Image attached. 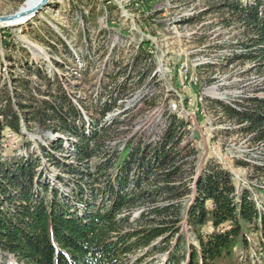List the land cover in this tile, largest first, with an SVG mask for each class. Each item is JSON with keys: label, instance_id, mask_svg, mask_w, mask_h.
<instances>
[{"label": "rangeland", "instance_id": "1", "mask_svg": "<svg viewBox=\"0 0 264 264\" xmlns=\"http://www.w3.org/2000/svg\"><path fill=\"white\" fill-rule=\"evenodd\" d=\"M24 1L0 0V16L18 11ZM223 1L50 0L24 24H0V85L6 82L11 91L21 82L34 91L63 87L80 111L74 120L84 122L87 133L100 119L96 110L112 103L101 125L119 117L118 133L107 142L119 149L133 134L158 140L169 115L177 113L187 122L182 144L197 149L187 156L197 173L206 162L230 170L238 194L247 190L264 214V196L254 189L264 188V140L242 131L245 124L224 110L246 97L264 96L262 61L235 58L252 35L239 9L256 0H234L239 8L233 12ZM22 131L4 129L5 156L33 157L39 180L82 209L84 200L73 193L76 177L63 167L78 163L73 155L78 137L41 124ZM57 136L63 149L49 143ZM184 228L187 241L197 244ZM263 241L251 231L250 245L240 252L245 264H264ZM158 246L135 253L133 261L142 257L135 264H166L168 248ZM188 255L178 264H187ZM0 264L21 263L0 250Z\"/></svg>", "mask_w": 264, "mask_h": 264}, {"label": "trees", "instance_id": "2", "mask_svg": "<svg viewBox=\"0 0 264 264\" xmlns=\"http://www.w3.org/2000/svg\"><path fill=\"white\" fill-rule=\"evenodd\" d=\"M223 4L239 8L234 0ZM239 12L252 35L235 58L259 59L264 68V0ZM111 109L105 103L96 110L100 119L87 133L85 123L74 120L80 111L63 87L34 91L21 82L11 91L6 82L0 85V250L21 264H135L142 258L133 261L135 253L159 244L168 248L166 264H178L188 252L187 264H245L240 252L250 245L252 230L264 238V214L247 190L238 194L231 171L206 162L197 173L187 159L197 149L182 144L187 122L177 113L156 141L133 134L121 149L107 143L121 122L114 117L101 125ZM224 110L245 124L242 131L264 140V96ZM36 124L78 137L70 153L78 163L63 167L76 177L73 193L84 200L82 209L39 180L33 157L5 156L4 129L24 135L23 126L33 131ZM62 142L60 136L49 141L54 149H63ZM254 189L264 196L263 187ZM184 224L197 244L187 241Z\"/></svg>", "mask_w": 264, "mask_h": 264}, {"label": "water", "instance_id": "3", "mask_svg": "<svg viewBox=\"0 0 264 264\" xmlns=\"http://www.w3.org/2000/svg\"><path fill=\"white\" fill-rule=\"evenodd\" d=\"M50 0H41L39 3H37L34 7L30 9H22L20 8L18 11L8 14V15H2L0 16V23H12L19 20L24 19L28 16H33L36 14L39 10H41L44 6L48 4Z\"/></svg>", "mask_w": 264, "mask_h": 264}, {"label": "bare ground", "instance_id": "4", "mask_svg": "<svg viewBox=\"0 0 264 264\" xmlns=\"http://www.w3.org/2000/svg\"><path fill=\"white\" fill-rule=\"evenodd\" d=\"M41 0H25L24 3L22 4V9H30L32 7H34L37 3H39ZM37 14L33 15V16H28L25 17L22 20L16 21V22H12V23H2V24H8V25H20V24H24L27 21L33 19V17H35ZM1 24V23H0ZM215 94H217L216 92H214Z\"/></svg>", "mask_w": 264, "mask_h": 264}]
</instances>
